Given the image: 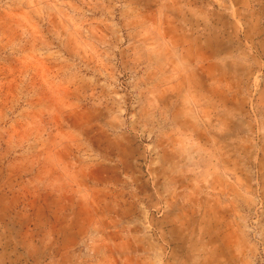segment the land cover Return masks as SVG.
I'll return each instance as SVG.
<instances>
[{"label": "rangeland", "instance_id": "1", "mask_svg": "<svg viewBox=\"0 0 264 264\" xmlns=\"http://www.w3.org/2000/svg\"><path fill=\"white\" fill-rule=\"evenodd\" d=\"M0 264H264V0H0Z\"/></svg>", "mask_w": 264, "mask_h": 264}]
</instances>
